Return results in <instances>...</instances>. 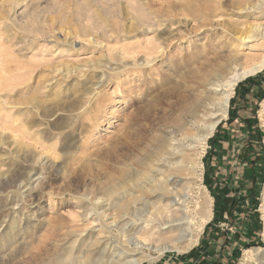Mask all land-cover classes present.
Listing matches in <instances>:
<instances>
[{"label":"rangeland","instance_id":"obj_1","mask_svg":"<svg viewBox=\"0 0 264 264\" xmlns=\"http://www.w3.org/2000/svg\"><path fill=\"white\" fill-rule=\"evenodd\" d=\"M258 1L0 0V264H57L66 256L68 230L76 227L65 221L79 218L76 196L90 189L102 195L113 174L131 173L149 158L166 116L161 91L181 77L184 48H200L193 40L198 28L236 31L261 23L259 12L248 15L245 8ZM196 5L211 16L195 18ZM148 46L157 55L151 67L131 63L146 58ZM220 54L225 60L228 52ZM66 67L73 71L67 77ZM99 79L102 85L88 93ZM247 83L255 90L251 123L242 119L218 137ZM80 96L83 113L58 108L47 116L53 99L67 104ZM262 113L264 68L237 83L227 117L207 139L201 187L212 197V213L197 242L183 251L153 252V260L140 264H264ZM18 147L33 155L25 170L37 172L25 189L14 181L24 170ZM40 153L48 155L45 164Z\"/></svg>","mask_w":264,"mask_h":264},{"label":"bare ground","instance_id":"obj_2","mask_svg":"<svg viewBox=\"0 0 264 264\" xmlns=\"http://www.w3.org/2000/svg\"><path fill=\"white\" fill-rule=\"evenodd\" d=\"M200 8L197 6L192 13L202 20L209 14ZM245 8L248 15L256 11L264 17V0ZM90 23L84 27L94 25L96 28V24ZM100 27L104 28V25ZM210 27L204 23L195 33L193 40L200 48H184L186 53L179 59L184 62L180 69L182 79L177 76L174 83H169L161 91L165 105L160 107V111L166 116L160 122L162 126L159 124V133L153 138L155 144L149 158L146 156L138 161L141 167L131 173L113 174L112 186L102 195L90 189L76 196L81 201L77 212L79 218L65 221L74 223L76 228H69L72 239L70 237L66 256L57 264H140L146 259L153 260V252L160 255L166 250L183 251L197 242L212 213V197L204 195L201 187L202 155L207 139L220 120L227 117L229 100L237 83L264 68V20L249 23L236 31L224 26ZM222 50L228 52L225 60L221 59ZM154 51L147 49L146 58L131 63L150 68L157 58V55L153 57ZM247 58L253 61L244 62ZM81 71L78 70L79 73ZM61 72L65 77L73 73L69 67ZM98 83L100 86L103 82L100 79L93 82L86 88L88 93L96 91ZM49 104L52 112L47 116L52 117L58 108L75 115L86 109L83 108L82 96L67 104L59 99H53ZM261 118L264 120V113ZM40 155L38 159L40 162L44 160L42 163L45 164L48 155ZM15 156L24 169L14 178L16 187L29 188L28 185L33 183L32 176L37 174L36 170H31L33 173L25 170L33 155L18 147ZM253 251L255 249L249 251L251 256Z\"/></svg>","mask_w":264,"mask_h":264},{"label":"crops","instance_id":"obj_3","mask_svg":"<svg viewBox=\"0 0 264 264\" xmlns=\"http://www.w3.org/2000/svg\"><path fill=\"white\" fill-rule=\"evenodd\" d=\"M244 88L241 89L239 91V96L237 97L232 105L231 111L229 112L228 117L226 118V120L224 122L221 123V126L219 128L218 131V137H225V135L229 134V128H231L232 126H235V123H237V125H240L239 123L241 122L242 119L245 118H250V114L251 112H249L250 110V99L251 97L254 95L255 90L253 88H250L251 85L250 83H247V85H243ZM250 88V89H249ZM229 118V120L227 121V119ZM236 129V128H234Z\"/></svg>","mask_w":264,"mask_h":264},{"label":"trees","instance_id":"obj_4","mask_svg":"<svg viewBox=\"0 0 264 264\" xmlns=\"http://www.w3.org/2000/svg\"><path fill=\"white\" fill-rule=\"evenodd\" d=\"M251 118V117H250ZM250 118H246L245 121L248 122L249 124L251 123L249 120ZM229 119V118H228ZM250 143V142H249Z\"/></svg>","mask_w":264,"mask_h":264}]
</instances>
